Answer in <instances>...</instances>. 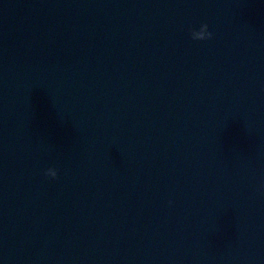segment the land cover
<instances>
[{
    "label": "water",
    "instance_id": "water-1",
    "mask_svg": "<svg viewBox=\"0 0 264 264\" xmlns=\"http://www.w3.org/2000/svg\"><path fill=\"white\" fill-rule=\"evenodd\" d=\"M0 264H264V0H0Z\"/></svg>",
    "mask_w": 264,
    "mask_h": 264
},
{
    "label": "clouds",
    "instance_id": "clouds-1",
    "mask_svg": "<svg viewBox=\"0 0 264 264\" xmlns=\"http://www.w3.org/2000/svg\"><path fill=\"white\" fill-rule=\"evenodd\" d=\"M187 31L193 40H204L211 38L213 33L209 29V25L206 21L199 22L198 26L189 24ZM45 175L50 178H56L58 176V169L54 166L45 169Z\"/></svg>",
    "mask_w": 264,
    "mask_h": 264
}]
</instances>
